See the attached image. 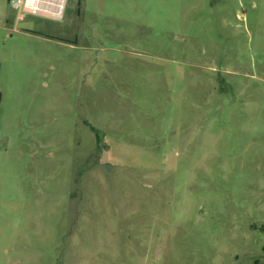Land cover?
Instances as JSON below:
<instances>
[{"label": "rangeland", "instance_id": "obj_1", "mask_svg": "<svg viewBox=\"0 0 264 264\" xmlns=\"http://www.w3.org/2000/svg\"><path fill=\"white\" fill-rule=\"evenodd\" d=\"M0 0V264H264V0Z\"/></svg>", "mask_w": 264, "mask_h": 264}, {"label": "built area", "instance_id": "obj_2", "mask_svg": "<svg viewBox=\"0 0 264 264\" xmlns=\"http://www.w3.org/2000/svg\"><path fill=\"white\" fill-rule=\"evenodd\" d=\"M68 4V0H10L17 22L28 16L62 21Z\"/></svg>", "mask_w": 264, "mask_h": 264}, {"label": "trees", "instance_id": "obj_3", "mask_svg": "<svg viewBox=\"0 0 264 264\" xmlns=\"http://www.w3.org/2000/svg\"><path fill=\"white\" fill-rule=\"evenodd\" d=\"M1 95H2V94L0 93V103H1Z\"/></svg>", "mask_w": 264, "mask_h": 264}]
</instances>
